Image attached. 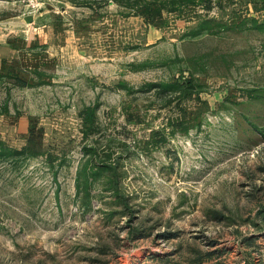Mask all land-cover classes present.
I'll use <instances>...</instances> for the list:
<instances>
[{
	"label": "rangeland",
	"instance_id": "374dc122",
	"mask_svg": "<svg viewBox=\"0 0 264 264\" xmlns=\"http://www.w3.org/2000/svg\"><path fill=\"white\" fill-rule=\"evenodd\" d=\"M0 264H264V0H0Z\"/></svg>",
	"mask_w": 264,
	"mask_h": 264
},
{
	"label": "trees",
	"instance_id": "16d2710c",
	"mask_svg": "<svg viewBox=\"0 0 264 264\" xmlns=\"http://www.w3.org/2000/svg\"><path fill=\"white\" fill-rule=\"evenodd\" d=\"M180 79V83L177 82L179 90L189 96L190 91L194 89L193 77L191 75H186ZM14 154L20 155L21 153L19 151H15Z\"/></svg>",
	"mask_w": 264,
	"mask_h": 264
},
{
	"label": "built area",
	"instance_id": "2783aa9c",
	"mask_svg": "<svg viewBox=\"0 0 264 264\" xmlns=\"http://www.w3.org/2000/svg\"><path fill=\"white\" fill-rule=\"evenodd\" d=\"M22 2H27L28 6H33L35 0H21Z\"/></svg>",
	"mask_w": 264,
	"mask_h": 264
}]
</instances>
